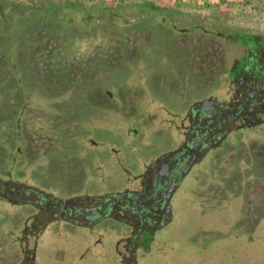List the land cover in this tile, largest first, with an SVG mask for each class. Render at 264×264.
<instances>
[{
	"label": "rangeland",
	"instance_id": "rangeland-1",
	"mask_svg": "<svg viewBox=\"0 0 264 264\" xmlns=\"http://www.w3.org/2000/svg\"><path fill=\"white\" fill-rule=\"evenodd\" d=\"M163 19L175 31L203 26L218 38L189 43L161 26ZM231 32L255 35L264 48V0H0V264H71L79 257L83 264L133 257L135 264H264V209L249 206L246 215L260 219L234 221L242 208L231 205L238 189L216 195L215 187L191 213V172L171 198L156 195L165 207L157 218L153 199L144 200L155 225L140 233L130 228L137 222L130 213H117L127 227L117 220L82 231L46 217L41 205L54 193L149 190L144 164L161 152L180 154L194 140L202 100L213 103L207 111H222L216 120L229 143L218 148L264 139V114L249 125L229 122L257 83L239 69L252 49L221 38ZM238 123L250 127L238 133ZM23 190L34 197H20ZM216 197L231 203L209 204Z\"/></svg>",
	"mask_w": 264,
	"mask_h": 264
},
{
	"label": "flooded vegetation",
	"instance_id": "flooded-vegetation-1",
	"mask_svg": "<svg viewBox=\"0 0 264 264\" xmlns=\"http://www.w3.org/2000/svg\"><path fill=\"white\" fill-rule=\"evenodd\" d=\"M258 53L261 52V49ZM263 54V53H260ZM264 56V55H263ZM255 57V55H254ZM263 61H260V59L250 60V56L248 55L246 59V63H241L239 65L240 72L245 71V74L247 76L255 77V81L257 82L256 85L253 86L252 91L248 93L247 100H245V105L243 108H239V112L237 115L232 116V118L229 119L230 123L235 124L236 122L242 121L245 125L246 123L252 124V119L257 115V113L264 114V80H261L259 77H264V65L262 63ZM251 69L253 70H250ZM258 73H260L258 75ZM260 81V82H259ZM201 92L199 89H197V92ZM202 93V92H201ZM211 96V93H208ZM201 95V94H200ZM206 98V97H205ZM199 103V101H198ZM110 101V105H111ZM201 107L205 110H203L200 114L201 120H200V126H196V128H192L191 135L193 136L194 140L191 142H188L184 148L179 150L181 152L180 154L176 155V152H161L156 154L154 157H152L151 161L148 160L144 164L145 167L149 170V176L150 178V189L147 191H143L140 194L133 193V192H125L121 193L120 198L121 202L118 204V200L116 202L117 205L111 203V199L114 194L109 193L107 196H101V197H91L87 196L84 198L79 199H62L60 201H57L55 199H51L50 197H46L47 202L46 204H41L42 206H45L49 209L47 212L46 217L56 218V223L62 224V222H65L69 224L70 226L78 228V230H100L102 223L108 221L113 222L117 221V213H122L125 215H135L137 218V222L129 223L131 226V229H135L136 231L143 232V227H146V223L148 225H155L154 218H157L160 213L163 210H165V207L158 206L156 195L162 197L163 199L167 200L170 196V198L173 195L174 190L177 187H183L184 180H181L179 183V179L181 176L187 172H191L192 174V186H191V213H194L195 210H201L200 204L207 201L205 199L206 197H209L216 187L217 183H220L222 181L226 182V185L229 183L228 179L231 181L239 182V181H248L245 177L248 175L250 177V172L252 164L251 162L254 160H258V156H253V154H250L249 151L252 150L251 146L246 145L245 143L239 142L240 145L234 148H218L217 146L220 145L221 141H226L225 134L221 133V125L220 122H217L216 119H218V114L221 117V113L219 109H213L211 108V111H207V109L213 105L212 102H209L207 100L200 101ZM197 108V107H195ZM195 108L191 106V111L194 112ZM128 112H125L123 116H127ZM216 120V124L211 122L212 120ZM239 119V121H238ZM220 120V119H219ZM205 122V128L201 126V123ZM207 124V125H206ZM237 128L238 133L241 132V130L246 129L250 126H240ZM200 128V129H199ZM199 129V130H198ZM203 131V132H202ZM252 132L244 133V137L248 138ZM256 135H260L257 133ZM258 138L257 136H255ZM144 140V139H143ZM232 140V138H231ZM230 140V141H231ZM228 141V142H227ZM226 142L229 143V139ZM238 149L241 151L239 152ZM217 150V151H216ZM222 157L221 161L223 163L216 164L217 158ZM250 166V167H249ZM208 172L212 173V178L210 180ZM206 174V178L204 180H198V174ZM146 177L145 175L142 176ZM197 184V182H199ZM205 182H211L213 183L210 185V188L206 187ZM225 182L219 185L218 189L214 191L216 195L218 193H226L223 188L225 187ZM178 183V185H177ZM143 184V181H142ZM187 187V186H186ZM184 189V188H183ZM15 190L19 192L20 188L15 187ZM143 190V189H142ZM219 190V191H218ZM210 191V192H209ZM151 194L152 196L148 195ZM17 193L16 195H18ZM32 194V192L23 190L19 196L20 197H29ZM136 195L137 199L134 200L130 198L129 195ZM147 194V195H146ZM205 194V197L203 196ZM45 195L36 194V197H44ZM117 196V195H116ZM135 196V197H136ZM194 196V199H193ZM34 197V195L30 196V198ZM45 198V197H44ZM147 198V201H150L149 199H153L154 206H157L158 212L154 218L151 219V217H146V214H150V210L147 209V205L145 204L144 200ZM8 200V199H7ZM182 200V199H181ZM44 202V201H43ZM42 202V203H43ZM51 202V203H50ZM161 202V201H160ZM170 203V200L168 201ZM38 202H33L32 206H36ZM137 204V205H136ZM51 205V207H50ZM118 206V207H117ZM124 207V211L120 210L119 207ZM135 207H139L141 209L140 211H137ZM197 208V209H196ZM149 210V211H148ZM166 217L164 215L163 219L167 220V214L171 215V206H167L166 208ZM146 211V213H144ZM197 212V211H196ZM158 215V216H157ZM219 215V214H216ZM222 215V214H221ZM230 215V213H229ZM201 216H206L201 215ZM45 217V218H46ZM120 225H126L125 219L120 218L118 222H120ZM125 221V222H124ZM233 221V220H232ZM235 221V220H234ZM140 226V229H137ZM165 226V223H161L158 227L160 230L161 227ZM142 228V230H141ZM147 228V227H146ZM148 230V229H147ZM134 234V233H133ZM132 234V237L135 235ZM124 234H121L122 239ZM192 236V234H191ZM124 240V238L122 239ZM134 240V237L131 241ZM125 241V240H124ZM134 258V257H133ZM133 258H129L130 262L128 260L125 261L126 264L131 263L135 264L132 260ZM77 261L71 262V264H83V258L79 257L77 258ZM122 260L125 259V257L121 258ZM132 261V262H131Z\"/></svg>",
	"mask_w": 264,
	"mask_h": 264
},
{
	"label": "crops",
	"instance_id": "crops-1",
	"mask_svg": "<svg viewBox=\"0 0 264 264\" xmlns=\"http://www.w3.org/2000/svg\"><path fill=\"white\" fill-rule=\"evenodd\" d=\"M111 101V100H109ZM256 142L253 147H252V150L249 151L250 154H253V156H258L259 159L257 160H253L251 162L252 164V167L251 168V172H250V180L248 181H239V182H236L235 181H231L230 179L226 180L228 181L229 183L226 185V182L225 181H222L220 183H217L216 184V187H219V185H221L222 183L225 182V190L229 187V188H236L238 189L239 191V195L236 197H233V200L232 203L228 200H225V198H220V197H216V200H211L209 204L211 205H216L218 203H220L219 200H222L220 205H226V204H237L238 206H242V208L239 210V217L238 218H234V220H240V222H244L246 220V218L248 219H251V218H255V220H259L260 219V216L256 218V216H247L246 213H247V208H249V206H256L258 209L259 206H261L263 209H264V149H262V147L264 146V139H258V138H255ZM259 143V144H258ZM217 151V150H216ZM238 151L240 152L241 150L238 149ZM143 166V165H142ZM142 166H140L139 170L142 172L143 171V168H141ZM253 179V180H252ZM136 181H139V185H143L142 184V180L139 178L137 179ZM199 182H197V184H199ZM206 184V187L210 188V185H212L213 183L211 182H205ZM236 184V185H235ZM137 187V185H136ZM136 187H132V188H126V189H123V190H118V191H124V192H134L132 191L131 189H135ZM31 189V188H30ZM130 189V191H129ZM135 191H137V189H135ZM113 192H116V191H113ZM210 192V191H209ZM226 192V191H225ZM112 193V192H111ZM85 194V193H84ZM83 193H72V194H66V196H61L56 193L52 194L51 196H48L50 197L51 199H55L57 201H60L62 199H65V200H68V199H79V198H84V197H87V195H84ZM224 194V193H223ZM56 198H55V197ZM89 196L91 197H98V196H93V195H90ZM210 197V196H209ZM207 197V198H209ZM256 209H253L254 211H257ZM214 214H219L220 212L222 214H224L226 212V210H219L217 208H214ZM260 211V209H258ZM208 211V208L206 210V212ZM264 212V211H263ZM242 214V215H241ZM225 218L222 217V221L224 220ZM220 220V221H221ZM243 227V226H242ZM105 243H101V249H100V253L102 254V251H104L105 253L107 252L106 248H105ZM86 256V255H85Z\"/></svg>",
	"mask_w": 264,
	"mask_h": 264
},
{
	"label": "trees",
	"instance_id": "trees-1",
	"mask_svg": "<svg viewBox=\"0 0 264 264\" xmlns=\"http://www.w3.org/2000/svg\"><path fill=\"white\" fill-rule=\"evenodd\" d=\"M166 19V18H165ZM157 22V21H156ZM159 24H161V26L163 27H166L167 29H169L170 31L173 32V34L175 35V38H181V37H186L188 38L189 40H187L189 43L194 42L195 41V37L199 36L198 40L200 41V43H203L201 38L202 39H212V38H215L217 39L218 37H216V35L212 32H209L207 30H205L202 27L200 28H197V29H192V30H183V31H175L173 28H171V26L169 25H166V22L165 20H161V21H158ZM221 36V35H219ZM224 37H221L223 40L225 41H228V42H234V43H238V44H241L243 45L244 43L246 44L247 47H250L252 50L251 53H249V56H250V60H255V59H258V56H260L261 54L260 53H263L264 51V48L261 47V52L258 53L260 50V43L259 41H261L260 39L257 38V36L255 35H252V34H249V33H246V32H231L229 34H226V35H223ZM227 36V37H226ZM228 38V39H227ZM255 55V57H254ZM260 73H258L259 75ZM204 95V94H203ZM130 198L136 200L137 199V196L136 195H129ZM136 196V197H135ZM120 198V195L115 197V200L117 198ZM118 198V199H119ZM114 201H111V203L116 204V202ZM42 203V202H41ZM118 207V206H117ZM120 210L124 211V207H119Z\"/></svg>",
	"mask_w": 264,
	"mask_h": 264
}]
</instances>
